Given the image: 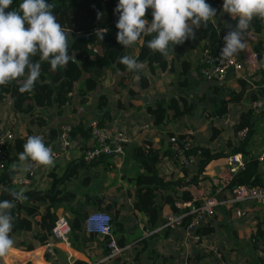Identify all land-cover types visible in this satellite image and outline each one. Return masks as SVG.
<instances>
[{
  "label": "crops",
  "instance_id": "crops-1",
  "mask_svg": "<svg viewBox=\"0 0 264 264\" xmlns=\"http://www.w3.org/2000/svg\"><path fill=\"white\" fill-rule=\"evenodd\" d=\"M206 2L217 9V24H210L216 31V37L217 34L223 37L235 27L237 21L232 20L227 13L221 12L223 0H206ZM257 23L260 24L255 29L254 26ZM229 25L231 27H228ZM250 28L255 31L257 39L259 36L264 38V20L254 18ZM207 38V36L198 38L196 33L195 39L186 40L178 48L175 47L173 53L170 51L167 57L163 56V66L152 60L150 69L145 61L140 62L143 67L137 74L127 71L126 68L122 71L115 69L112 78L104 86L98 84V80L92 71L83 72L81 77H90L95 80V87L80 91V94L76 88L78 81H75L68 93L69 98L61 104L56 103L54 94H52L46 104H33L31 110L26 112L13 107L11 96L0 97V133L8 129L13 134V139L5 145L8 157L7 170L9 171H12L11 165L13 163L19 162L18 153L23 151V144L28 136H33L34 132L39 131L44 140H53L58 127L64 123L74 125L80 121L86 125L89 119L100 118L101 124L116 123L122 127L129 138L124 151L119 155L113 157L100 155V158L97 157L99 159L95 162H91L92 159L89 163L82 160L81 153L90 145L92 139L89 134L81 136L80 133H76L70 136L71 146L56 154L53 167H37L29 184L14 185V189L24 188L29 196L35 194L39 198L17 202V205L23 206L22 208L18 207V215L26 217V220L30 222V229L20 233H10L15 243L8 253L0 258V264H71L76 259L87 264L92 261L85 255V251L101 261L106 254L103 236L94 235L92 239L83 241L77 234L71 232V228H74L75 232H82V220L86 212L93 208L105 210L111 215L112 233L118 245L124 247L119 254L107 260L108 264H187L188 257L186 258V256L188 254V264H263L259 262L256 254V249L259 246L253 248V243L248 239L249 234L254 231L256 221L258 219L264 220V207L256 203L247 204L250 215L245 218H236L234 215L227 216L226 210L229 209L218 207L214 215L207 218L199 226V230L205 233L206 240L203 244L194 243L192 245L190 243L189 251L188 249L183 251L179 247V242L183 236L181 226L159 227L166 214L177 213L184 209V207L181 209L171 207L169 202L163 201V195L168 194L176 201L179 200V195L183 190L191 193L189 184L185 183L189 177V167H183L187 171L183 173L184 169L179 166L175 158L163 153L164 149H168L167 145L171 139L183 137L186 130H180L181 126L201 120L199 113L195 111L197 106L189 105V91H197L201 85L210 86L206 92V88H200L199 95L205 92L210 97H215L211 107L213 103L227 99L226 110L218 117L220 120L216 121L227 119L233 122L232 125L227 123L223 124L222 127L226 130L229 127L232 131L228 134V138L232 142L234 132L232 127L237 122L240 112L247 108L252 109V101H259L260 103L263 101V99H259L261 98L259 93L255 92L256 83L253 82L257 78L256 70L258 67L253 70L243 67L240 76L230 71L220 86L212 84L204 77L205 66L199 62V58L203 45L208 43ZM137 52L138 45L135 44L133 47L127 48L126 55L136 57ZM183 64H187L185 66L187 69L184 71ZM140 76H142V80H140ZM179 82H181L180 91L176 95L173 91V84ZM227 83H230L232 88L223 91V87ZM247 83L253 85L251 88L253 90H250L251 93L249 94L251 98L248 100L250 105L240 109L243 105L242 99ZM232 92H235L234 97L231 96ZM254 95L256 97H253ZM159 97L174 98L182 113L173 116V111L168 109L160 122L152 124L151 115L144 109L146 105L151 104L155 98ZM231 105H234V110L228 112ZM185 106L188 108L184 109ZM105 109L109 110V113L105 114ZM209 111L208 114H210ZM252 112L253 110L250 119L253 120V131L247 140L246 150L251 156L257 157L264 149V106L260 114L252 116ZM209 116L207 118L210 119ZM38 121L44 124L38 126ZM49 128L53 129V135H49ZM226 139L221 143V146L219 142L214 143L215 139H211L209 144L213 142L215 146L212 145L211 148L215 150L221 148L228 150L232 144L227 146ZM191 142L193 145H200L198 141L191 140ZM133 145H141L145 150L157 151L158 160L155 165L158 167L161 164L160 168L163 172H166L169 167L170 171H173L167 177L158 174L162 179L170 180L169 186L155 187L152 183L148 185L146 182H135L134 178L141 175L144 169L139 160L131 155L130 149ZM167 158L171 159L170 166L166 164ZM68 172L69 174L65 175ZM259 172L264 175V162L259 163ZM16 174H24V172H13V175ZM10 178L7 180L9 184ZM173 180H177L178 183L171 182ZM12 185L10 184V186ZM192 185L190 184V186ZM1 187L2 182H0V190ZM144 190H149L148 193L153 192L151 198L155 202H161L152 223L147 220L143 211L145 209L144 204L139 197V192ZM55 192L56 198H58L56 210L60 212L59 216H64L67 219L71 227L65 239L66 242L55 240L37 245L29 250L20 249L19 244L28 245L37 242L33 234L39 230L38 223L46 207L52 208V204L56 202V200L53 201L55 197L52 196ZM125 201L126 203H137V210L131 209L133 212H125L124 208L127 205H124L123 202ZM115 212L117 215L113 218ZM220 222L223 225L219 227ZM263 228L264 225L261 237L257 240L264 243ZM68 245L73 251L70 260L67 259ZM214 246L218 250H222L221 259L217 260L216 255L210 257L201 254L195 260L196 251L209 250ZM44 251L53 257L52 261L45 259Z\"/></svg>",
  "mask_w": 264,
  "mask_h": 264
},
{
  "label": "trees",
  "instance_id": "trees-1",
  "mask_svg": "<svg viewBox=\"0 0 264 264\" xmlns=\"http://www.w3.org/2000/svg\"><path fill=\"white\" fill-rule=\"evenodd\" d=\"M49 3L55 5L54 14L57 17L58 22L63 26L65 31L69 34L75 33H87L84 37L76 38L71 46L69 47V55H74V62H69L66 68H58L53 71L47 62L42 63V71L40 75V82H37L35 88L31 92H20V82L14 81L6 86H0V97H5V95L11 96L13 107H15L19 111L29 112L33 106L46 104L51 95L54 94L55 100L57 104H61L63 101L69 98V91L71 90L72 84L76 82L77 91H85L88 89H92L95 87L96 82L90 77L82 78L81 75L83 72H91L98 80V84L100 86H104L109 82L112 78L113 74L116 70L122 71L126 67L118 62L119 58L127 54V48H123L122 45L118 44L116 41V33L117 29L115 24L118 20V13H114V9L118 3V0H48ZM21 0H13L12 8L17 9ZM7 11V10H6ZM102 13V15L98 18L97 13ZM148 21L151 22V9L147 11L146 17ZM257 23L254 27L258 28ZM97 28H107L108 32L105 34L104 39L99 41L95 34V30ZM198 38H202L203 36H207V41L202 48H209L210 51H216V31L214 27L209 23L207 29L201 27L196 30ZM151 39L150 37H144L143 40L137 42L138 52L136 57H138L139 62L145 61L147 67L150 69L151 61L158 62L159 65H164L163 56L158 52H153L147 47V41ZM177 45L175 47H179ZM174 47V48H175ZM253 48L257 52V59L259 66L256 70L257 78L253 81L256 83V93L260 95V97L264 101V67L260 66V62L264 60V38L258 37L257 41L254 43ZM159 58V59H158ZM38 60V57L34 58ZM149 65V66H148ZM187 64H183V71L187 68L185 67ZM152 67V65H151ZM116 69V70H115ZM138 72H135L137 74ZM141 78V79H140ZM140 80H142V76H140ZM84 93V92H83ZM81 94V93H80ZM231 96H235V92L231 93ZM253 97H256L255 95ZM101 99V97H99ZM227 99H221L219 102L213 103L209 113L212 116L219 117L222 113L225 112V103ZM188 106H185L184 109H187ZM168 109L173 111V116L180 115L182 113L181 110L178 109L177 101L172 98H155V100L146 105L145 110L151 115V123L157 124L161 121V119L166 115ZM190 110V108H189ZM252 109L247 108L246 110L240 112L237 122L233 125L232 130L239 127L246 128V135L238 140L237 142H233L226 137V145L229 146L232 144L231 148L228 150H215L213 148H208L203 145L192 146L189 149V152L194 154L195 160L189 166V177L185 181L186 184H195L196 186H202L207 183V178L204 174L201 173V168L203 164L209 161L212 158L219 157L226 153H241L244 159L243 166L238 168L232 175L229 180V186L235 184H258L264 186V175L259 172V161L256 156H251L249 152L246 150L247 140L252 133V125L253 120L250 119ZM104 113H109V110L105 109ZM208 114V115H210ZM99 124H101L100 118H98ZM44 123L41 121L37 122L38 126H42ZM212 131L210 137L212 139H216V134L220 131L219 127L211 126ZM53 129L49 128V135H53ZM76 133H80L81 136L88 135V127L82 124L80 121L74 125H71L70 128V136L75 135ZM48 135V136H49ZM147 141V140H145ZM24 143V142H23ZM150 147V146H149ZM195 148H199V151L196 152ZM131 155L139 160L141 166L144 169V172L141 175H137L135 177V182L143 183L146 182L148 185L150 183L155 187H167L169 186L170 180L162 179L156 169L155 162L158 160V153L155 150L144 149L141 145H133L130 149ZM163 153L172 155V152L169 149H164ZM17 157V154H16ZM100 158V157H99ZM93 159L91 162H95L97 159ZM90 163V162H89ZM182 167V166H181ZM183 168V167H182ZM184 169V168H183ZM70 172V171H69ZM69 172L65 175H68ZM185 169L183 173H185ZM13 175V171L7 170L4 168L0 172V182H2V187L0 190V201L10 200L11 196L7 191H3L4 188L14 189L7 183L9 177ZM173 183H178L177 180L171 181ZM18 190V189H16ZM149 191V190H148ZM142 191L139 192V197L142 199V204H144L143 211L147 217V220L151 223L154 221L153 218L156 216V211L161 206V202H155L153 200V192ZM27 196V199H38L39 197L34 195L29 196L27 192L24 193ZM49 194V192H47ZM56 200L55 203L52 204V208L46 207L44 214L42 215L38 227L39 230L33 234L34 239H36L35 244H19L20 249L29 250L37 245H41L47 242L55 241L50 232V226L54 219H56L60 212H57V200L56 192L52 195ZM163 201L169 202L170 206L174 208L173 202L174 198L170 197V195H163ZM191 198L190 193L186 190H183L179 195V200H188ZM51 199V197H50ZM19 202V201H18ZM15 207L12 209L13 219V229L12 232L20 233L23 230L30 229V222L26 220L24 215H18V207H23L22 205H17V202L14 203ZM250 204H253L250 203ZM255 204V203H254ZM240 207H246L247 204L238 203ZM260 205V204H258ZM261 206V205H260ZM25 207V206H24ZM186 209V207L184 208ZM227 216L233 215L232 209L226 210ZM249 214V212H248ZM117 213L115 212L114 217H116ZM250 215V214H249ZM190 218L189 215L183 216L181 221L184 224ZM244 218V217H243ZM264 225L263 219H258L255 223L254 231L249 234V240L253 243V248H257L258 246L264 250V243L260 242L261 240H257L260 238L262 227ZM71 228V227H70ZM71 232L77 234L81 240L87 241L92 239V236L97 235L94 233H87L82 230V232H75L74 228H71ZM89 236V238H88ZM192 245L194 243H191ZM179 247L186 251L188 247H183L179 244ZM85 251V250H84ZM219 251V256H217L211 249L196 251L194 254L195 260L202 254L205 256H215V258L221 259L223 253L222 250ZM189 253V252H188ZM43 255L46 260L52 261L53 257L48 255L46 251L43 252ZM85 255L96 264H108L106 260L99 261L95 258L91 253L85 251ZM187 264L189 262V254ZM260 263L264 264V256H257ZM71 264H86L82 260L76 259Z\"/></svg>",
  "mask_w": 264,
  "mask_h": 264
},
{
  "label": "clouds",
  "instance_id": "clouds-1",
  "mask_svg": "<svg viewBox=\"0 0 264 264\" xmlns=\"http://www.w3.org/2000/svg\"><path fill=\"white\" fill-rule=\"evenodd\" d=\"M13 0H0V86L20 82V92H31L40 79L42 63L47 62L55 71L74 62L69 55L72 37L65 31L54 14L55 5L48 0H21L13 9ZM151 9V22L145 17ZM7 10V11H6ZM222 13L237 21L235 27L223 36L219 62L232 60L246 48L245 34L254 18L264 20V0H223ZM118 13L115 24L116 41L123 48H131L144 37H152L147 47L167 57L169 52L186 40L196 38V30L217 24V9L206 0H118L114 9ZM102 13H97L98 18ZM228 27H231L230 25ZM107 28H97L99 41ZM38 57V60L34 59ZM118 62L129 72L141 71L138 57L124 55ZM264 67V60L260 62ZM138 79V77H137ZM18 163L11 165L13 172H29L33 165L51 168L55 163L52 149L40 135L28 136ZM13 198L0 201V257L13 247L10 233L13 229L14 201L27 200L25 189L4 188Z\"/></svg>",
  "mask_w": 264,
  "mask_h": 264
},
{
  "label": "built area",
  "instance_id": "built-area-1",
  "mask_svg": "<svg viewBox=\"0 0 264 264\" xmlns=\"http://www.w3.org/2000/svg\"><path fill=\"white\" fill-rule=\"evenodd\" d=\"M246 48L241 51L239 55L232 60L219 62L218 57L220 50L223 47V37L217 34L216 37V51H210L209 48H203L200 52L199 62L203 64L204 77L212 84L220 86L224 82L228 72H234L236 75H241L243 67L256 69L259 66L257 52L253 48L257 41V35L252 28H249L245 34ZM260 102L255 101L251 103L252 107L259 106ZM215 120H220L217 116H209ZM223 124L230 123L227 119L222 120ZM88 134L92 142L88 147L82 150L81 158L85 162L99 157L100 155L115 156L124 151L125 144L128 143L129 138L124 132V129L116 123L99 124L97 118H92L87 121ZM70 124H61L58 127L57 134L53 140H44L46 146L52 149L54 156L57 153L63 152L71 146L70 138ZM190 134V132H189ZM34 135L42 133L36 131ZM246 135V128L239 127L233 132V144L242 139ZM13 139L11 130H4L0 133V172L7 164V152L5 145L8 141ZM44 139V138H43ZM195 146L192 144L188 133L181 138H173L169 141L167 147L172 152L173 157L182 167H189L195 160L194 154L189 152V149ZM198 152L199 148H195ZM257 160L261 164L264 162V149L257 156ZM244 159L237 153H226L216 158H212L203 164L201 173L207 178V183L202 186L192 185L197 197L191 192V198L185 201L176 200L173 205L179 210L177 213H168L165 215L163 222H160L159 227H176L181 226L182 239L179 242L183 247H188L190 243L203 244L206 240V235L199 230V226L204 221L211 217L218 207L224 209H232L233 215L236 218L248 217V206L240 207L237 204L256 203L264 207V186L258 184H235L229 186L231 175L243 166ZM37 166L33 165L32 169L24 174L12 175L9 182L14 188V185H24L30 183V178ZM224 170V171H221ZM13 198L11 197L10 200ZM18 201H14L16 203ZM189 215L190 218L183 224L181 219L183 216ZM83 231L87 233H94L104 237V245L106 254L102 260H109L110 258L119 254L124 247H120L112 233L111 216L101 209H91L86 212L82 220ZM52 237L59 241L66 242L70 232V224L64 216H58L53 220L50 226ZM212 252L219 256L218 248L211 247ZM256 254L264 256V250L260 247L256 249ZM87 264H96L95 262H88Z\"/></svg>",
  "mask_w": 264,
  "mask_h": 264
},
{
  "label": "rangeland",
  "instance_id": "rangeland-1",
  "mask_svg": "<svg viewBox=\"0 0 264 264\" xmlns=\"http://www.w3.org/2000/svg\"><path fill=\"white\" fill-rule=\"evenodd\" d=\"M251 78H254L253 76H251ZM179 81V80H178ZM248 85H249V87H247V86H245L246 87V89H245V91H244V94H243V96H244V98L242 99V101H243V105L240 107V109L241 108H245V107H247V106H249L250 105V103L248 104V100L251 98L250 97V93H251V91L250 90H253V89H251V88H253V85H250L249 83H247ZM179 86H181V82H179V83H174L173 84V91L175 92V94L177 95L178 93H179ZM210 86H208L207 84L206 85H201V86H199L198 88V90L197 91H189V105H191V106H197L196 107V112H198L199 113V115H200V119L201 120H199V121H197L196 122V120H194V122H196V123H192V124H189V125H186V126H181V128H180V130H183V129H185L186 131L184 132V134H187L188 133V137L192 140V141H198V142H200V145H203V146H206V147H208V148H211L212 147V145H214V143L216 144V142H219L220 143V146H221V143L222 142H224L225 141V138L226 137H229L228 136V134L231 132L232 133V131L229 129V127H228V129L226 130V128H222L223 127V123H222V121H216L215 119H214V117L213 118H207L209 115H208V111L210 110V108H211V103H212V101H213V99H215V97H210V95H208L207 93H205L206 91H208V89L207 88H209ZM200 88H206L207 90H205V92H204V94H202V95H199V93H200ZM232 87H231V84L230 83H227V85H225L224 87H223V91L225 90V89H231ZM250 88V89H249ZM208 93H210V92H208ZM174 94V93H173ZM174 94V95H175ZM259 99H261L262 100V98H259ZM245 100V101H244ZM250 102V101H249ZM240 103V102H239ZM239 103H237V104H239ZM263 106H264V102L262 101V103H260V105L259 106H256V107H252V110H253V112H252V116L254 115H257L258 113L260 114L261 113V111H262V108H263ZM145 110V109H144ZM234 110V105H231L230 106V108H229V110H228V112H232ZM194 111V112H195ZM193 113V112H192ZM193 121V120H192ZM201 121V122H200ZM211 126H215V127H219V128H221L220 130H221V132H223L222 134H221V132L220 133H218V134H216V141L213 143H210L209 144V141L212 139L211 137H210V134H211V131H212V129H211ZM181 131H179V134H181L180 133ZM189 132H191V134L189 135ZM184 134H183V136H184ZM252 134V133H251ZM251 134H250V136H251ZM226 136V137H225ZM249 136V137H250ZM198 138V139H197ZM215 146V145H214ZM167 162H166V164H169V166H170V161H171V159L170 158H167ZM160 165L161 164H159L158 165V167H157V165H156V169H157V173L158 174H161V175H163L164 177H167L168 176V174H170L171 175V173H173V171H170V167L167 169V171L166 172H163L162 171V169L160 168ZM189 190H190V192H192L196 197H197V193L194 191V188L192 187V186H190L189 185ZM130 200V199H129ZM127 201V200H126ZM126 201L125 202H123L124 203V205H126V208H128L127 210H126V208H124V211L125 212H133V211H131V209H134V210H137V203H135V202H133V203H131V202H128V203H126ZM129 203H130V205H129ZM94 209V208H93ZM222 213V212H221ZM214 215V214H213ZM212 215V216H213ZM111 216V215H110ZM113 218H115L114 216H113ZM223 224L220 222L219 224H218V226L220 227V226H222ZM80 229H81V227H80ZM264 229V228H263ZM1 258V257H0ZM3 259V258H2Z\"/></svg>",
  "mask_w": 264,
  "mask_h": 264
},
{
  "label": "water",
  "instance_id": "water-1",
  "mask_svg": "<svg viewBox=\"0 0 264 264\" xmlns=\"http://www.w3.org/2000/svg\"><path fill=\"white\" fill-rule=\"evenodd\" d=\"M86 35H87V33H75V34L69 35V36L72 37V40H71L70 46H71L72 42H73L76 38H78V37H84V36H86Z\"/></svg>",
  "mask_w": 264,
  "mask_h": 264
},
{
  "label": "bare ground",
  "instance_id": "bare-ground-1",
  "mask_svg": "<svg viewBox=\"0 0 264 264\" xmlns=\"http://www.w3.org/2000/svg\"><path fill=\"white\" fill-rule=\"evenodd\" d=\"M59 241L62 242L61 240H59ZM68 243H69V242H68ZM69 246H70V245L67 246V248L69 249V251H68V252H69V253H68V258H67L68 260H70L71 257L73 256V251H72V249L69 248Z\"/></svg>",
  "mask_w": 264,
  "mask_h": 264
}]
</instances>
